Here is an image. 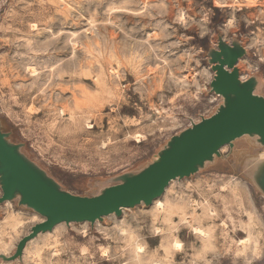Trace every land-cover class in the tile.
Masks as SVG:
<instances>
[{
    "label": "rangeland",
    "instance_id": "rangeland-1",
    "mask_svg": "<svg viewBox=\"0 0 264 264\" xmlns=\"http://www.w3.org/2000/svg\"><path fill=\"white\" fill-rule=\"evenodd\" d=\"M220 35L247 49L241 78L257 77L264 94V0H0L2 128L64 189L97 195L217 111L209 51ZM263 151L238 138L171 181L165 209L156 199L63 222L0 264H264V193L251 168ZM43 219L18 200L1 204L0 254Z\"/></svg>",
    "mask_w": 264,
    "mask_h": 264
},
{
    "label": "water",
    "instance_id": "water-1",
    "mask_svg": "<svg viewBox=\"0 0 264 264\" xmlns=\"http://www.w3.org/2000/svg\"><path fill=\"white\" fill-rule=\"evenodd\" d=\"M247 49L237 40L231 44L218 37L217 48L210 49L209 63L214 72L211 90L223 103L210 117L203 118L180 134L171 137L158 156L144 169L117 177L97 195L73 194L30 159L22 143H15L2 128L0 120V205L18 200L44 219L31 228L17 244L13 255L0 254L4 261L22 258L26 244L41 232L60 223L103 220L125 208L141 203L150 206L163 196L171 181L198 173L208 162L221 155L225 145L243 136L255 137L264 146V94L257 93L259 79H242L237 66ZM252 177L264 193V157L252 161Z\"/></svg>",
    "mask_w": 264,
    "mask_h": 264
},
{
    "label": "bare ground",
    "instance_id": "bare-ground-1",
    "mask_svg": "<svg viewBox=\"0 0 264 264\" xmlns=\"http://www.w3.org/2000/svg\"><path fill=\"white\" fill-rule=\"evenodd\" d=\"M261 148V147H260ZM260 153V152H259ZM261 154V153H260ZM262 157H264V151H263V153H262V155H261ZM258 159H259V157H258ZM155 204H154V207H156V208H159V209H165V204L163 203V201H161V200H159V199H157L155 202H154ZM177 209V208H176ZM192 218V216L191 215H184L183 217H182V220H183V222L184 223H191L192 221L190 220ZM192 227L194 228V230H195V232H198V233H201V234H203V237L204 236H207V233L205 232V230H202L201 228H199L198 226H193L192 225ZM120 232L121 233H126L127 232V230L126 229H120ZM129 235V234H128ZM127 237V236H126ZM132 237V236H131ZM206 238V237H205ZM174 247H175V249H180L181 248V243H179V242H175V244H174ZM143 251V247L138 243L137 244V246H136V249L134 250V252L136 253V254H140L141 252Z\"/></svg>",
    "mask_w": 264,
    "mask_h": 264
}]
</instances>
